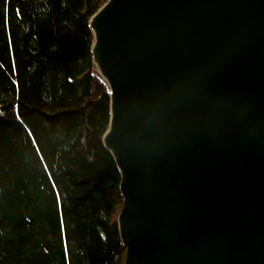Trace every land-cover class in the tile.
Returning a JSON list of instances; mask_svg holds the SVG:
<instances>
[{"label": "water", "instance_id": "95a60500", "mask_svg": "<svg viewBox=\"0 0 264 264\" xmlns=\"http://www.w3.org/2000/svg\"><path fill=\"white\" fill-rule=\"evenodd\" d=\"M89 28L123 264H264V0H107Z\"/></svg>", "mask_w": 264, "mask_h": 264}, {"label": "trees", "instance_id": "16d2710c", "mask_svg": "<svg viewBox=\"0 0 264 264\" xmlns=\"http://www.w3.org/2000/svg\"><path fill=\"white\" fill-rule=\"evenodd\" d=\"M106 1L0 0V264L124 262L89 28Z\"/></svg>", "mask_w": 264, "mask_h": 264}]
</instances>
